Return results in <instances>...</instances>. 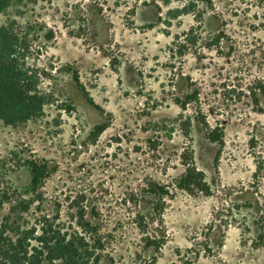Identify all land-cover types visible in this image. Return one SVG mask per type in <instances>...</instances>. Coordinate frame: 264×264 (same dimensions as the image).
I'll return each instance as SVG.
<instances>
[{"label": "rangeland", "instance_id": "obj_1", "mask_svg": "<svg viewBox=\"0 0 264 264\" xmlns=\"http://www.w3.org/2000/svg\"><path fill=\"white\" fill-rule=\"evenodd\" d=\"M6 20L30 28L50 96L38 117L0 122V200L26 198L27 224L89 223L98 264H264V99L251 90L264 84V0H8ZM187 144L207 193L176 187ZM29 160L54 168L37 194Z\"/></svg>", "mask_w": 264, "mask_h": 264}, {"label": "trees", "instance_id": "obj_2", "mask_svg": "<svg viewBox=\"0 0 264 264\" xmlns=\"http://www.w3.org/2000/svg\"><path fill=\"white\" fill-rule=\"evenodd\" d=\"M7 5L8 0H0V10ZM29 30L28 26L15 20L0 23V122L6 124L38 117L44 104L49 102L50 93L40 88L42 81L49 78V72L28 62L36 50ZM220 34V31L215 33L209 41L219 38ZM197 38L198 36L192 35L185 41L192 45ZM251 90L253 93L258 90L264 99V84L261 81H256ZM197 95L198 90L194 88L182 100H176V103L184 109L187 104L197 101ZM253 100L258 106V99L254 97ZM201 123L210 141L222 142L221 132L217 134L216 129H211L203 117ZM105 127V124L95 126V136ZM181 129L183 136L189 137V123H183ZM188 148L189 145H185L182 154L184 171L178 178L176 187L207 193L209 186L204 181L203 173L191 161V154L189 153L190 161L186 162L184 158V151ZM26 166L31 192L37 194L42 180L54 168L46 160H29ZM153 192L162 195L167 190L164 186H155ZM12 193L13 191H4L0 200V206L12 203V208L6 214L0 215V264H98L103 248L98 237L86 234L92 229L89 223L79 224L82 231H68L43 215L34 218L33 224H27L22 215L28 208L18 207L27 204L28 200L23 197L12 198ZM143 239L147 247L160 246L154 238L147 235Z\"/></svg>", "mask_w": 264, "mask_h": 264}]
</instances>
